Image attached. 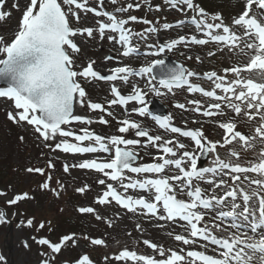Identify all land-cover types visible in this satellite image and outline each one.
I'll use <instances>...</instances> for the list:
<instances>
[{
	"label": "snow or ice",
	"instance_id": "6c2138e0",
	"mask_svg": "<svg viewBox=\"0 0 264 264\" xmlns=\"http://www.w3.org/2000/svg\"><path fill=\"white\" fill-rule=\"evenodd\" d=\"M146 2L107 0L112 6L108 10L106 0H95L94 6L89 0H24L23 7L20 0L10 5L0 0V22L10 19L13 11L20 13L15 29L0 34V98L11 105L6 118L31 129L52 153L71 154L74 162L63 163V173H95L92 184L74 189L82 196L96 189L89 204L76 209L81 215L112 227L108 211L120 218L122 210L125 216L155 221L158 228L164 227L160 222L174 226L167 233L174 246L165 247L145 238L141 225L135 224L142 233L137 244L150 253L125 246L106 254L105 264H264V0H235L227 19L220 11L206 10L200 0H165L171 9L190 14L176 26L191 25L198 35H179L165 42L157 36L155 43H147L151 34L174 25L163 23L158 28L159 21L130 14ZM155 11H161L159 5ZM89 13L93 22L82 24L90 19ZM137 23L147 27L136 31L131 25ZM97 36L114 45L120 58L105 57L120 65L107 68V74L97 70L95 60L86 65L79 60L78 40ZM140 41L145 42L144 52ZM210 43L245 59L223 67L222 74L211 70L202 75L164 59L145 60L139 66L122 62L123 58L160 56L181 44ZM197 61L201 62L199 57ZM254 74L259 78H253ZM132 77L140 78L143 88L132 83ZM192 78L209 85L205 88ZM93 81L110 82L103 102L94 101L86 89ZM117 82L130 87L127 94ZM185 88L200 98L188 101L191 108L184 103L173 106L207 118L193 117L191 123L197 127H188L187 119L178 126L172 115L149 111V94L175 95L177 89ZM77 106L99 115L94 119L77 114ZM113 106L122 108L119 116L110 110ZM133 115L151 116L158 129L172 135L151 132ZM105 116L116 122L115 134L101 135L90 128L94 123L110 125ZM205 124L215 126L219 139L206 135ZM19 139L23 141L24 136ZM141 149L148 161L140 155ZM101 153L104 156L97 155ZM201 158L208 159L209 165L199 166ZM55 168L53 159L46 158V168L30 166L25 171L40 175L39 187L59 196L50 187L48 170ZM56 184L61 190L65 187L60 180ZM5 196L8 191L0 190V197ZM31 198L27 192L17 193L5 203L14 206ZM4 221L5 213L0 211V222ZM26 226L39 231L45 223L36 225L29 218ZM80 239L93 247H107L103 236L78 238L74 232L61 233L55 240L33 237L40 246L38 264H97L83 250L71 261L59 259L64 250L80 248Z\"/></svg>",
	"mask_w": 264,
	"mask_h": 264
},
{
	"label": "rangeland",
	"instance_id": "374dc122",
	"mask_svg": "<svg viewBox=\"0 0 264 264\" xmlns=\"http://www.w3.org/2000/svg\"><path fill=\"white\" fill-rule=\"evenodd\" d=\"M160 1V2H159ZM147 0L146 3H142L140 10L131 11V15L147 18L153 21H159L156 25L158 28L165 22H177L180 20H186L190 14L186 15L184 12L171 9L165 0ZM135 0H121L122 4L133 3ZM202 5L209 12L220 11L227 19L229 13L236 6L235 0H200ZM12 3V0H8V5ZM21 7H23L24 0H20ZM91 5H95L94 1L89 0ZM159 5L161 11H155V6ZM108 10H111L112 6L107 4ZM151 7V11L149 10ZM20 13L13 11V15L5 22H0V34L7 35L12 32L17 24V20ZM88 21H81L82 24H91L92 14L89 13ZM73 24L75 21L73 20ZM131 27L140 31L146 28V25L137 23L131 25ZM196 34L191 25L181 26L179 28L160 30L158 33L151 34V39L147 43H155L157 36L160 42H165L170 39L176 38L179 35ZM199 38V36H198ZM78 43L81 47V52L78 54L79 60L85 65L89 60H95V67L97 70H101L102 74H107L106 69L114 66H120L116 60L106 61V56H114L120 59L114 45L110 44L107 39L101 41L97 36L96 39L91 40L87 37L80 38ZM118 47V46H116ZM139 48L141 51H146L145 42H139ZM215 51L216 55L209 56L208 53ZM167 57L172 58L179 64L185 65L190 70L197 71L201 75L205 71L216 70L222 74L223 67L229 66L237 62H243L245 57L242 55H232L227 50L221 52L215 44L208 45H195V44H181L177 45L170 51H166L160 56H148L140 57L137 59L133 57L123 58V63L130 66H139L145 60L152 59H165ZM189 57H191L189 59ZM197 57L201 62L197 61ZM258 71V70H257ZM258 79V75L253 76ZM194 82L200 83L201 86L207 88L209 82H203L202 80H196L192 78ZM132 83H139L143 88V81L138 77L130 78ZM121 86V90L124 94L130 90V87H123V82H117ZM110 83H101L99 81H93L90 85H86V89L91 98L96 102H103L109 95ZM193 98H200L199 94H189L186 90H176V94H168L165 96H154L149 94L146 99H156L159 103L165 106L166 115H172L174 123L178 126H183L184 120H189L188 127H197L193 125L191 120L193 117L197 119H207L197 116L192 112H186L182 109L176 108L173 105L177 103H184L188 108L192 105L188 104V101ZM206 99V98H205ZM133 105L129 104L130 109ZM149 106V104H148ZM105 107L107 105L105 104ZM11 110L10 102L5 98H0V190H7L8 196L0 197V211L5 213V221L0 222V264H38L40 259L38 252L40 246H38L33 237L47 236L42 230L37 231L35 228L26 226V221L29 218L34 219V224L38 225L40 222H49V236L55 240L61 233H76V236L82 237L83 235H89L92 237H101L106 240L107 247H93L83 239H80V248L67 249L62 252L59 259L61 261H71L74 257L78 256L80 252L86 251L90 254L91 258L97 262V264H105L104 256L106 254L111 255L113 252L118 251L120 248L127 246L131 250H136L138 253L149 252L146 246L137 244L142 233L134 228V225L139 223L143 230V236L162 244L165 247H172L174 244L171 242L170 237L167 235L168 231L172 230V227L166 222H160L164 224L163 228L155 226V221H149L145 217H136L132 214L124 215L121 210V217L117 218L115 211H108L107 219L112 221V227H108L106 224L96 222L91 216L85 214L81 215L76 211L79 206H87L89 201L95 192V187L86 196H82L75 192V188L83 186L85 184H92L95 173H90L86 170H70L69 174L63 173L62 164L68 162L69 164L74 162V158L71 154L52 153L48 148L44 146V143L37 139L31 129L25 130L6 118V111ZM116 115H120L122 108L120 106H113L112 109ZM77 114L91 115L95 119L99 113H89L87 109H80L77 106ZM110 120V125H100L94 123L90 126L97 134L111 135L115 134L117 127L116 122L112 121L110 117L105 116ZM132 119H136L142 123L143 126L149 128L151 132L170 136L172 134L165 133L163 130L158 129L155 122L148 117L132 116ZM78 129V125L73 126ZM205 132L212 139H219L217 130L214 125L205 124ZM20 136H24V140L19 139ZM143 139V138H141ZM184 142L188 143L185 139ZM155 152V149H150ZM90 156L92 154H89ZM104 156V154H97ZM140 155L144 157L145 161L150 158L145 155L141 149ZM221 155H224L221 150ZM60 156L61 159L57 160L56 157ZM46 158H52L56 164L55 170H48L51 172L52 181L51 188H55L59 191V196L49 190H42L39 184L42 181V177L36 173H28L25 171L27 167L37 166L46 168ZM210 161L206 159L204 163L199 166H208ZM60 180L65 185L61 190L56 181ZM27 192L31 199L19 202L14 206H7L6 200L11 198L12 195L17 193ZM176 231H180L176 228ZM127 233H131L128 235ZM25 242L29 247H25ZM112 264H122V262H112Z\"/></svg>",
	"mask_w": 264,
	"mask_h": 264
},
{
	"label": "water",
	"instance_id": "95a60500",
	"mask_svg": "<svg viewBox=\"0 0 264 264\" xmlns=\"http://www.w3.org/2000/svg\"><path fill=\"white\" fill-rule=\"evenodd\" d=\"M168 62V61H167ZM166 62V63H167ZM169 64H170V62H169ZM173 64V63H172ZM175 64V63H174ZM155 105H156V102H153V105H152V111L153 112H155V113H159V114H165V110L163 109V108H158V107H155ZM203 159H205V158H201L200 159V163L203 161Z\"/></svg>",
	"mask_w": 264,
	"mask_h": 264
}]
</instances>
